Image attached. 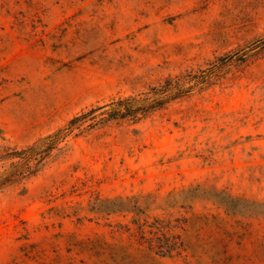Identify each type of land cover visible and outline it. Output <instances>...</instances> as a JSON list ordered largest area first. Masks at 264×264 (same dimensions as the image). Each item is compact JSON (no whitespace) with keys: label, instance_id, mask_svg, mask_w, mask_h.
<instances>
[{"label":"rangeland","instance_id":"374dc122","mask_svg":"<svg viewBox=\"0 0 264 264\" xmlns=\"http://www.w3.org/2000/svg\"><path fill=\"white\" fill-rule=\"evenodd\" d=\"M0 264H264V0H0Z\"/></svg>","mask_w":264,"mask_h":264}]
</instances>
